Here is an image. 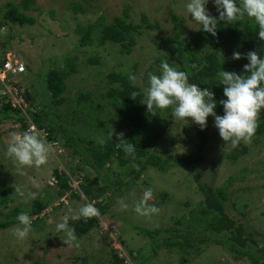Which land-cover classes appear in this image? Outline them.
I'll return each instance as SVG.
<instances>
[{
    "label": "rangeland",
    "instance_id": "rangeland-1",
    "mask_svg": "<svg viewBox=\"0 0 264 264\" xmlns=\"http://www.w3.org/2000/svg\"><path fill=\"white\" fill-rule=\"evenodd\" d=\"M19 1L0 0V44L4 52L26 67L13 80L31 96L29 112L41 118L36 123L29 119L26 126H35L46 138L50 154L46 165L25 169L26 176L18 175L5 153L10 134L21 133V126L15 115L0 114V223L15 221L19 213L26 212L32 228L22 243L11 232L18 223L0 229V264H111L114 251L125 264H250L246 256L227 250L228 246L264 263V136L253 137L250 144L242 142L245 152L239 155L237 146L232 155L234 148L219 136L213 116L201 130L191 119L175 120L169 108L157 118L147 117L143 142L161 159L195 156L191 165H174L170 160L162 172L152 168L140 172L136 164L120 167L111 161L96 172L84 163V148L106 143L113 133L111 138L117 143L121 134H127L118 107L105 95L109 73H132L144 95L149 74H156V61H167L176 70L186 68L182 53L166 39L172 37V16L184 38H192L200 26L186 11L189 0H34L26 12L34 24L10 26L1 20L5 5ZM236 2L240 4V0ZM205 7L211 16L218 13L214 0H208ZM142 16L153 29L142 26ZM113 17L137 27V33L132 34L134 46L127 55L119 54L117 45L97 43L99 28ZM253 22L245 16L233 25L241 28ZM88 27H92L91 44L81 47V31ZM69 57H76L75 72L64 81L63 95L51 106L43 84L45 74L60 68ZM86 94L89 101H81L80 96ZM144 109L147 111L146 105ZM259 119H264V110ZM47 129L52 132L48 137ZM67 138L72 139L71 147L65 143ZM73 167L77 171L70 178L69 189L56 196L52 172L68 173ZM89 183L92 194H98L97 200L70 196L79 193V185ZM16 186L26 194L35 192L34 200L50 196L53 200L37 217L32 216V200L15 193ZM200 187L224 191V213L233 223L231 230L213 234L204 229V223L192 222L203 219L199 213L203 199ZM147 188L153 190L149 204L160 209L150 218L134 211V199ZM121 199L128 204L126 210L120 208ZM87 203L97 204L106 213L96 216V223L82 237L74 234L78 247L66 245L64 233L56 231V224L68 208L75 212ZM76 221L69 220V224ZM155 228L159 232L152 239L140 233L141 229ZM189 235L211 241L192 244L183 251L185 254L163 246L165 241H182ZM215 240L223 245H216L212 242ZM155 245L158 247L153 250Z\"/></svg>",
    "mask_w": 264,
    "mask_h": 264
},
{
    "label": "trees",
    "instance_id": "trees-1",
    "mask_svg": "<svg viewBox=\"0 0 264 264\" xmlns=\"http://www.w3.org/2000/svg\"><path fill=\"white\" fill-rule=\"evenodd\" d=\"M34 0H20L17 4L7 3L5 5V10L2 14L1 20L6 22L10 26L23 27L32 26L34 24V19L27 15L26 12L31 8ZM218 13L214 14L212 17L218 18ZM123 16L126 14L124 12ZM142 26L147 29H153L154 26L150 25L144 16L140 19ZM172 21V37L166 39V43L173 45L175 50L182 53L184 60L186 61V68L179 69L178 71H184L188 74L189 83L197 84L201 90L208 89L214 93V100L216 102L215 113L217 115H223V106L219 103L221 100H226L227 98L223 95V85H219V80L217 73L221 70L236 72L240 75H247L244 73V65L248 63V60L243 58L250 51H255L261 59H264V41H260L258 38V26L255 23H244L240 27L233 24L218 22L216 29V36H212L210 33H205L202 31V26L200 25L194 32L192 38H184L181 36L179 27L175 22V18L171 17ZM92 32V27L85 28L81 31L79 38V45L81 47L88 46L91 44L90 34ZM137 33V27L131 26L126 23L121 17H113L112 21L108 24H104L99 28V37L97 43L103 45L108 42L119 47V54H129L131 48L134 46V39L132 34ZM234 52H240L242 58L240 60L232 59ZM76 57H69L65 59L64 64L57 69H50L46 72L44 77V89L48 94V102L51 106L59 100L65 91L64 81L75 72L76 67ZM161 61H156L153 65L156 74L161 73L160 69ZM133 75L132 73H130ZM130 74H120V73H109L107 75L108 87L105 95L108 99H112L116 107L122 116L123 123L126 127L127 134L123 139L127 140L129 143H133L136 146L135 157L125 156L122 149H117L115 141L111 137H108L106 143L94 146L90 145L84 148L87 153V158L84 163L93 171L102 170L105 164L115 161L120 167L127 164H136L141 171H145L147 168L155 169L156 171H164L165 166L168 161L172 160L174 165H191L194 161V157L184 156L176 159L168 157L166 159H161L155 153L150 152L143 142V135L147 128V117L157 118L158 116L164 114L167 110L161 111L156 110V115H152L148 111H145L144 105L141 103L143 100V93L141 89L135 85L132 86L128 76ZM132 91H137L140 95L136 100H133L130 96ZM25 101L28 104V110L26 114L29 119L34 123L38 122L41 118L36 113L29 112V101L31 96L24 92ZM89 95H81V101H89ZM0 114L2 117L8 115H15L18 123L21 126V133L26 131L25 118L21 113L10 108L8 103H0ZM47 137L51 135L49 129L46 130ZM264 136V119L258 118V128L254 137ZM157 138V137H156ZM81 141V140H80ZM70 147L72 144V139L67 138L65 140ZM239 155L245 152V148L241 145ZM236 148V147H235ZM233 149V154H235L236 149ZM79 163H77L78 165ZM76 165V166H77ZM77 168L73 167L69 169L68 173H61L59 171H53V180L57 186V191L55 195H61L64 191L69 189L70 178L75 175ZM93 182V181H92ZM79 193L70 194L74 199L84 196L88 201L97 200L98 194H92L90 183L87 185H79ZM81 188V190H80ZM104 190L101 188L100 191ZM202 193V201L200 204V215L202 220L193 219L196 223H204V229L210 231L213 234H221L224 231H229L233 228L232 221L227 218L224 213L223 204L226 201V194L221 189H203L200 187ZM80 194V195H79ZM53 200L52 196L32 200L30 203V215L37 217L43 210L48 207V204ZM99 210V216H103L106 211L104 208L94 205ZM96 217L90 219H80L76 223H70L69 226L75 229L74 234L77 237H82L91 227L96 223ZM38 218H34L37 221ZM18 223L17 220L4 221L0 223V229H5L11 225ZM166 230V229H165ZM168 231V230H166ZM171 231V229H169ZM159 229L155 228L153 230L141 229L140 233L147 235L149 239L152 236L158 234ZM192 234V233H191ZM192 236V235H191ZM211 241L209 238L204 237L202 239L195 237H182V241H165L163 246L166 249H176L178 253L185 254V249L192 247V244H202ZM216 245L222 246V241H212ZM237 243H241L240 240H236ZM158 245L154 246V249ZM227 250L239 256H246L250 264H264L256 259H254L250 254L241 252L232 246H228ZM111 264H125L122 259H119L115 253L112 254Z\"/></svg>",
    "mask_w": 264,
    "mask_h": 264
},
{
    "label": "clouds",
    "instance_id": "clouds-1",
    "mask_svg": "<svg viewBox=\"0 0 264 264\" xmlns=\"http://www.w3.org/2000/svg\"><path fill=\"white\" fill-rule=\"evenodd\" d=\"M208 0H189L185 5L186 11L193 18L194 22L202 26V31L216 36L217 24L224 21L234 24L245 16L254 21L258 26V38L264 41V0H214L218 12V18L212 17L206 10ZM242 54L234 52L232 59L240 60ZM243 58L248 60L243 71L247 75H240L232 71L221 70L217 73L219 85H223V95L227 98L219 103L223 106L224 114L217 115V107L214 100V93L208 89L201 90L197 84L189 83L188 74L171 67L167 61L160 64L159 75L150 73L148 76V87L144 89L145 99L141 102L147 106V111L156 115V110L161 111L172 108V116L178 121L191 119L196 125L204 130L207 126V118H215L214 126L218 129L219 136L232 148L237 147L241 142L250 144L258 128V118L261 110H264V59L255 51H250ZM128 79L133 87L136 85L137 77L129 75ZM140 95L132 91L130 96L136 100ZM114 134V133H113ZM110 134V137H113ZM117 149H122L125 156L135 157L136 146L123 139L122 134L118 137ZM50 145L46 138L41 137L32 126L22 133L13 132L5 155L11 159L16 172L20 176H26L25 169L37 168L46 165L49 159ZM15 193L26 200L37 198L35 192H27L20 187H15ZM80 195V194H79ZM135 197V192L131 193ZM153 198L152 188H147L139 199H134V211L141 217H151L159 213L160 209L150 205ZM121 210H126L128 204L123 199L118 201ZM99 210L93 204L87 203L74 212L68 208L60 222L56 224V231L63 232L62 239L66 245L79 246L74 235L75 229L69 226V220L90 219L99 216ZM18 225L11 229L16 241H25L31 228V217L26 212H21L16 217Z\"/></svg>",
    "mask_w": 264,
    "mask_h": 264
},
{
    "label": "built area",
    "instance_id": "built-area-1",
    "mask_svg": "<svg viewBox=\"0 0 264 264\" xmlns=\"http://www.w3.org/2000/svg\"><path fill=\"white\" fill-rule=\"evenodd\" d=\"M25 71L26 67L6 51L4 52V46L0 44V103H8L10 108L18 110L25 118V124L28 125L29 117L26 114L28 104L24 98V90L13 80V77ZM76 184L74 183L75 186Z\"/></svg>",
    "mask_w": 264,
    "mask_h": 264
}]
</instances>
